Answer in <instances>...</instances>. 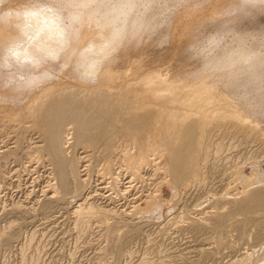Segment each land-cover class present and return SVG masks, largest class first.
Wrapping results in <instances>:
<instances>
[{
	"label": "rangeland",
	"instance_id": "1",
	"mask_svg": "<svg viewBox=\"0 0 264 264\" xmlns=\"http://www.w3.org/2000/svg\"><path fill=\"white\" fill-rule=\"evenodd\" d=\"M161 2L177 5L168 26L121 48L94 85L65 65L57 79L12 103L19 94L10 79L22 69L0 60V264H256L249 254L264 246V183H255L264 179V110H246L215 79L186 76L198 65L185 49L194 29L264 33V5ZM107 28L100 18L88 20L77 33L79 47ZM59 29L55 14H41L34 35H25L39 49L41 36L59 37ZM5 35L0 29V43ZM95 98L109 99L118 112L107 107L112 128L90 140ZM53 100L68 107L46 117ZM53 121L60 124L64 184L50 154ZM176 150L179 160L188 158L176 162L177 178L169 160ZM157 205L163 218H144Z\"/></svg>",
	"mask_w": 264,
	"mask_h": 264
},
{
	"label": "clouds",
	"instance_id": "2",
	"mask_svg": "<svg viewBox=\"0 0 264 264\" xmlns=\"http://www.w3.org/2000/svg\"><path fill=\"white\" fill-rule=\"evenodd\" d=\"M257 3L264 5V0H255L252 6L256 7ZM176 7L161 0L149 4L131 0H0V29L6 33L0 43V60L11 68L22 69L10 79V86L19 94L11 102L18 103L24 94L57 79V74L66 70L65 65L71 67L81 83L96 84L105 65L121 48L156 36L161 28L168 26L166 17ZM41 14H55L62 35L48 39L45 32L38 49L25 34L34 35ZM97 18L108 25L103 37L79 47L77 33L81 26ZM192 36L194 42L187 45L185 53L198 67L185 75L193 79H215L246 110H264V33L215 35L194 29ZM159 40L166 43L167 34ZM25 71L29 74L25 75ZM2 102L9 100L3 98ZM255 183H264V179L257 176ZM163 215L157 205L144 218L161 219ZM262 253L264 246L253 249L249 255L256 264H264V259L259 258Z\"/></svg>",
	"mask_w": 264,
	"mask_h": 264
},
{
	"label": "bare ground",
	"instance_id": "3",
	"mask_svg": "<svg viewBox=\"0 0 264 264\" xmlns=\"http://www.w3.org/2000/svg\"><path fill=\"white\" fill-rule=\"evenodd\" d=\"M45 32V31H44ZM103 99H104V97H102ZM99 99V98H95L94 100H92V101H94V102H96L97 103V106H96V104H95V111L96 112H92L93 114L90 116V120L89 121H91V123H92V121L95 123V125H96V128H95V130H96V134L94 135V137L93 136H90V140H94V139H96L97 138V140H98V136H101L102 134L103 135H106L109 131H110V129L112 128L111 126V124H114V123H112V118H111V116H109V112H111V111H109L110 109H112V108H110L109 107V105L107 106V104H106V101L107 100H109V99H107L106 101L105 100H103V99ZM97 99V100H96ZM106 99V98H105ZM113 99V98H112ZM119 99V98H118ZM116 100V99H115ZM120 102V99L119 100H117L116 102L117 103H119ZM91 103V102H90ZM108 103V102H107ZM110 103H113V101L111 100L110 101ZM109 103V104H110ZM94 103H92V105H93ZM116 104V103H115ZM114 104V105H115ZM112 105V104H111ZM114 105H113V107H114ZM66 106L68 107V104L66 103V102H62V103H60V102H58V101H56V100H53V101H51L50 103H49V105L47 106V108L45 109V112L43 111V113H45V116L47 117V114H50L51 115V113H55V114H58V113H60V114H64L65 113V110L67 109L66 108ZM119 106V105H118ZM118 106H116L117 108H118ZM107 107H109L110 109H108ZM123 107V106H122ZM78 108V107H77ZM92 108V107H91ZM124 108V107H123ZM121 109V108H120ZM113 110H115V109H112V111ZM115 111H117V110H115ZM115 111H113V112H115ZM121 111V110H120ZM87 112V111H86ZM118 112V111H117ZM124 112V111H123ZM112 113V112H111ZM116 113V112H115ZM114 113V116L116 115ZM113 114V113H112ZM49 115V116H50ZM82 115V114H81ZM118 116H117V118H120V116L121 115H119V114H117ZM123 115V114H122ZM61 116V115H60ZM74 118V120L76 121V123H77V125L80 127L79 129H80V132L81 133H83V134H85V132H83L84 131V127H82V121L79 119L78 120V117H77V115L76 116H73ZM82 117V116H81ZM42 118V115H41V117H40V119ZM44 118V117H43ZM42 118V119H43ZM83 118V117H82ZM41 119V120H42ZM46 119V118H45ZM145 119V118H144ZM177 119V118H176ZM39 121V123L41 122L40 120H38ZM49 121V120H48ZM117 121H118V119H117ZM42 122H44V121H42ZM175 122V121H174ZM84 123V122H83ZM41 124V123H40ZM175 124V123H174ZM85 125V124H84ZM125 125V124H124ZM49 140H50V145H49V148H50V154H51V157L53 158V162L55 163V166H56V170H57V173H58V175L61 177V183L62 184H64V176H63V171H64V168H65V161H64V159L61 157V154H60V152H59V150H58V148H57V142H56V135H57V132L60 130V124H59V121H53V123L51 124V126L49 125ZM95 127V126H94ZM116 127V126H115ZM121 127H123V126H121ZM123 128H125V126L123 127ZM134 128V127H133ZM174 128V127H173ZM170 129H172V126H171V128ZM124 131V130H123ZM172 131V130H171ZM60 132V131H59ZM134 132H136V131H134ZM66 135L64 136V137H62V141L60 142L61 144H60V146H61V150L63 149L64 151H66L67 150V147H68V145L70 144V133H65ZM171 134V133H170ZM93 135V134H92ZM173 136V135H172ZM183 136V135H182ZM168 138V137H167ZM99 139H102L101 137L99 138ZM105 140V139H104ZM168 140H169V138H168ZM171 140H173V139H171ZM103 141V140H102ZM167 143H168V141H167ZM172 143V142H171ZM175 143V142H174ZM173 144V143H172ZM178 144V143H177ZM166 146V145H165ZM69 148V147H68ZM167 148V147H166ZM179 148H181V145H179ZM179 148H177V149H179ZM183 148V147H182ZM173 149L175 150V148L173 147ZM170 150V149H169ZM180 150V149H179ZM177 151L176 150V152L173 154V153H171V155L172 156H169V160H170V162H171V164H172V169L174 170V175H175V177L177 178V173H178V171H179V168L178 167H176V162H178V157H177V154H178V152L181 154L182 152H180V151ZM168 151V150H167ZM173 152V151H172ZM186 157V156H185ZM189 157V156H188ZM193 159V158H192ZM180 160H184V161H182V163L183 162H185L184 163V165L186 164V162L188 161V158L186 159V158H181ZM179 160V161H180ZM190 162V161H189ZM169 167V166H168ZM181 167H183V166H181ZM180 167V168H181ZM178 168V169H177ZM85 169V168H84ZM133 171V170H132ZM182 171H183V169H182ZM181 171V172H182ZM259 201H263L264 202V198H261V199H259ZM255 205H258V202L257 201H254V202H252V206H255ZM94 214V213H93Z\"/></svg>",
	"mask_w": 264,
	"mask_h": 264
}]
</instances>
